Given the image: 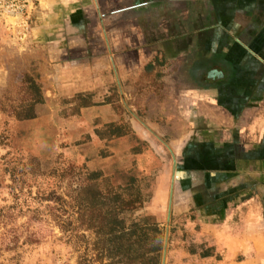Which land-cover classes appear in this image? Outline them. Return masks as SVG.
Returning a JSON list of instances; mask_svg holds the SVG:
<instances>
[{"label": "crops", "instance_id": "0c3cea01", "mask_svg": "<svg viewBox=\"0 0 264 264\" xmlns=\"http://www.w3.org/2000/svg\"><path fill=\"white\" fill-rule=\"evenodd\" d=\"M30 18L0 28L56 48L43 58L74 63L79 83L103 68L126 90L151 81L140 137L171 156L155 212L187 213L219 254L189 264H264V0H37Z\"/></svg>", "mask_w": 264, "mask_h": 264}, {"label": "rangeland", "instance_id": "374dc122", "mask_svg": "<svg viewBox=\"0 0 264 264\" xmlns=\"http://www.w3.org/2000/svg\"><path fill=\"white\" fill-rule=\"evenodd\" d=\"M48 49L0 28V264H75L77 249L93 236L74 220L75 200L92 170L100 173L95 184L102 192L121 183V173L134 175L148 199L131 216L158 222L161 264H189L188 214L168 218L153 205L156 190L167 193L171 156L152 134L140 137L144 100L155 92L138 89V82L151 81L134 75L126 90L127 80L121 84L118 74L111 83L103 68L98 85L89 73L79 83L74 63L60 67L62 59L43 58ZM110 122L124 125L125 133L109 135ZM80 233L86 240L74 236Z\"/></svg>", "mask_w": 264, "mask_h": 264}, {"label": "trees", "instance_id": "16d2710c", "mask_svg": "<svg viewBox=\"0 0 264 264\" xmlns=\"http://www.w3.org/2000/svg\"><path fill=\"white\" fill-rule=\"evenodd\" d=\"M77 106H86V103ZM107 126L109 135L125 133L124 125L110 122ZM99 175L97 170L87 173L89 181L81 186L75 200L74 220L93 234L90 242L77 249L80 251L75 264H161L164 237L158 222L148 214L131 216L148 199L138 179L130 173H121V183L107 185L102 192L95 184ZM63 223L67 225L70 221L63 220ZM188 235L186 254L219 258L213 245L194 241L193 235ZM74 236L86 240L83 233Z\"/></svg>", "mask_w": 264, "mask_h": 264}, {"label": "built area", "instance_id": "2783aa9c", "mask_svg": "<svg viewBox=\"0 0 264 264\" xmlns=\"http://www.w3.org/2000/svg\"><path fill=\"white\" fill-rule=\"evenodd\" d=\"M36 4L37 0H0V20L9 19V24L28 25Z\"/></svg>", "mask_w": 264, "mask_h": 264}]
</instances>
